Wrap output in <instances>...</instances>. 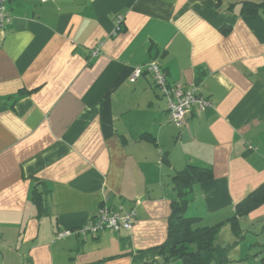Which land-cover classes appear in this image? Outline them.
<instances>
[{"label":"crops","instance_id":"obj_1","mask_svg":"<svg viewBox=\"0 0 264 264\" xmlns=\"http://www.w3.org/2000/svg\"><path fill=\"white\" fill-rule=\"evenodd\" d=\"M245 3L258 7L247 13ZM7 9L0 264H181L160 246L173 177L189 166L212 177L193 186L185 214L195 227L219 226V245H240L231 262L264 264V205L238 218L240 237L231 221L264 184V0H10ZM150 62L172 85L196 84L213 107L193 108L177 127L152 75L131 80ZM101 206L134 209L133 229L56 239Z\"/></svg>","mask_w":264,"mask_h":264},{"label":"trees","instance_id":"obj_2","mask_svg":"<svg viewBox=\"0 0 264 264\" xmlns=\"http://www.w3.org/2000/svg\"><path fill=\"white\" fill-rule=\"evenodd\" d=\"M258 5L244 4V11L251 13ZM212 174L209 170L189 166L178 172L174 177L177 197L171 203V216L169 221L168 237L160 246L166 262L183 260L188 257L189 264H227L231 260L228 255L229 247L217 243L219 226H199L198 218L185 214L191 201L194 185L210 180ZM42 196L35 197L42 212ZM264 205V184L250 193L235 208L232 217V228L237 237H240L238 218L243 217L260 206Z\"/></svg>","mask_w":264,"mask_h":264},{"label":"built area","instance_id":"obj_3","mask_svg":"<svg viewBox=\"0 0 264 264\" xmlns=\"http://www.w3.org/2000/svg\"><path fill=\"white\" fill-rule=\"evenodd\" d=\"M9 1L10 0H0V29L6 28L13 20L7 9ZM48 1L49 0H41L42 3ZM118 21L119 23L122 22L121 16H119ZM99 53L100 46L95 48L91 55L94 57ZM144 72H148L152 75L156 86L166 99L170 119L177 127L182 128L186 125V116L193 108H197L200 112H206L213 107L212 101L199 93V87L196 84L185 89L181 86L169 83L167 72L157 62H150L142 67L135 68L131 80L135 81ZM136 218L137 213L134 209L122 213L112 211L106 206H101L91 223L73 230L60 232L57 234L56 239L74 235L79 237L97 235L104 230L114 232L131 231L134 227Z\"/></svg>","mask_w":264,"mask_h":264},{"label":"rangeland","instance_id":"obj_4","mask_svg":"<svg viewBox=\"0 0 264 264\" xmlns=\"http://www.w3.org/2000/svg\"><path fill=\"white\" fill-rule=\"evenodd\" d=\"M229 228H230V225H229ZM223 234H225V231H224ZM239 247H240V245H237L236 247L231 246L230 250H229V256L233 257V258L234 257H239L238 255H239L240 250H241ZM242 263H244V264H255V261L254 260H250V261L245 260ZM181 264H183V262H181ZM227 264H236V263H235V261H233V262H230V263H227Z\"/></svg>","mask_w":264,"mask_h":264},{"label":"water","instance_id":"obj_5","mask_svg":"<svg viewBox=\"0 0 264 264\" xmlns=\"http://www.w3.org/2000/svg\"><path fill=\"white\" fill-rule=\"evenodd\" d=\"M190 259L188 257L183 259V264H189L190 263Z\"/></svg>","mask_w":264,"mask_h":264}]
</instances>
